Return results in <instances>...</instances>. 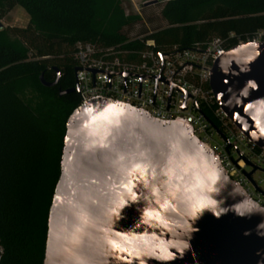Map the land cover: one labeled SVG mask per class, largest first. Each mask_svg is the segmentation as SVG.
Returning a JSON list of instances; mask_svg holds the SVG:
<instances>
[{
    "label": "water",
    "instance_id": "1",
    "mask_svg": "<svg viewBox=\"0 0 264 264\" xmlns=\"http://www.w3.org/2000/svg\"><path fill=\"white\" fill-rule=\"evenodd\" d=\"M54 72L52 83L40 77L45 88L57 86L60 75L57 69ZM249 80L257 88L245 93ZM209 87L230 122L264 152V43L247 42L227 51L215 63ZM75 92V88L59 91V96ZM176 149L213 161L182 125L156 122L129 106L111 102H89L74 110L65 125L42 264H264V227L257 228L264 218L258 215L241 219L229 213L217 220L205 213L183 259L163 261L145 254L152 246L138 237L155 234L168 241L178 239L184 231L187 208L181 193L173 198L165 192H151L152 185L160 188V177L153 178L151 168L161 166ZM135 163L149 167L129 176ZM250 176L246 174L248 179ZM121 181H130L131 193L120 186ZM118 192L125 200L120 209L114 204ZM146 196L142 215L153 211L160 219L149 217L147 225L132 227L139 216L136 204ZM165 199L167 208L162 206ZM119 216L123 218L115 222ZM161 221H167V227ZM245 230L251 234L244 236ZM153 250L161 255L158 248ZM169 251L179 257L175 249Z\"/></svg>",
    "mask_w": 264,
    "mask_h": 264
},
{
    "label": "trees",
    "instance_id": "2",
    "mask_svg": "<svg viewBox=\"0 0 264 264\" xmlns=\"http://www.w3.org/2000/svg\"><path fill=\"white\" fill-rule=\"evenodd\" d=\"M5 4L29 22L0 30V264H42L65 125L80 105L76 92L59 96L75 88V45L142 50L143 37L182 50L219 38L231 49L264 34V0H170L139 15L124 0H0V12ZM54 69L60 80L45 88Z\"/></svg>",
    "mask_w": 264,
    "mask_h": 264
},
{
    "label": "built area",
    "instance_id": "3",
    "mask_svg": "<svg viewBox=\"0 0 264 264\" xmlns=\"http://www.w3.org/2000/svg\"><path fill=\"white\" fill-rule=\"evenodd\" d=\"M127 1L137 8L147 0ZM137 40L144 43L142 50L75 45L72 58L79 106L111 102L129 106L150 120L186 127L191 139L212 160L218 159L225 174L232 181H239L234 186H243L248 195L264 205V192L260 188L264 181L256 183L252 179L255 172L264 173V152L230 122L215 103L209 87L212 69L230 50L229 43L212 38L189 49L174 46L157 51L153 41L143 42V37ZM252 42L264 43V34L258 33ZM214 136L220 139L221 146H212ZM238 146L245 148L249 156ZM231 152L237 155L235 160ZM246 168L251 171L245 172ZM246 174H251L250 179Z\"/></svg>",
    "mask_w": 264,
    "mask_h": 264
},
{
    "label": "clouds",
    "instance_id": "4",
    "mask_svg": "<svg viewBox=\"0 0 264 264\" xmlns=\"http://www.w3.org/2000/svg\"><path fill=\"white\" fill-rule=\"evenodd\" d=\"M255 88H257L255 81L249 80L245 85L244 92L247 93L249 89ZM258 138L254 136V139ZM147 167L149 166L141 163L132 164L128 170V175L134 176L137 172H144ZM151 171L153 178L157 175L160 177V188L152 185L151 192L153 194L165 192L173 198L179 192L181 193L182 202L187 208L184 231L178 239L164 241L158 239L155 234L137 238L152 246L145 254L155 256L158 260L172 261L177 258L183 259L185 252L192 248L193 234L200 231L196 224L205 213H210L217 220L229 213L241 219H251L257 215L264 218V205L248 195L243 186L233 187V185H239V181H232L225 174L226 170L218 159L210 162L206 156L186 155L176 149L166 157L161 166L152 167ZM221 180L224 181L223 184H221ZM120 186L127 188L129 193L132 192L130 181H121ZM144 187L148 188V184H145ZM116 195L115 207L118 209L123 208L125 204L124 194L118 192ZM131 199H136L135 194H132ZM147 199L148 197L146 196L144 200L136 204L139 216L132 227H140V224L147 225L149 217L153 220L160 219L159 214L153 211H148L145 215H142ZM228 200L233 202L228 203ZM162 206L165 208L169 206L167 199L163 200ZM122 218V216H119L115 222H119ZM138 221L140 223H137ZM161 222L167 227V221ZM260 227H264V219H261L257 225V228ZM250 234L251 230H245L243 233L244 236ZM157 248L161 255H156L153 250ZM169 248L175 249L179 253V257L175 253L170 252ZM139 254L137 253V255Z\"/></svg>",
    "mask_w": 264,
    "mask_h": 264
},
{
    "label": "rangeland",
    "instance_id": "5",
    "mask_svg": "<svg viewBox=\"0 0 264 264\" xmlns=\"http://www.w3.org/2000/svg\"><path fill=\"white\" fill-rule=\"evenodd\" d=\"M125 2H128L127 0H124ZM162 4L160 2L152 3L150 1H145L143 5L138 4L137 11L134 9L132 5L129 4V8H127V14H140L141 9L144 7L147 8L146 12H156L159 8V5ZM29 17L26 14V12L20 7L15 6L10 11L7 8V5H3L0 12V30H11V29H18V30H24L28 27ZM8 36L11 40H15L16 38L12 36L11 33H8ZM31 58L34 56L37 58V50H31L30 55ZM28 100H33V96L27 97ZM222 145V142L220 139L216 136L213 137L212 146ZM239 150L242 151L246 157L249 156V153L246 151L245 148L242 146H238ZM232 158L235 160L237 158V155L233 152H231ZM251 170L249 168H246L245 172L249 173ZM252 179L254 182L259 183V181H264V173L262 172H255L252 176ZM261 190L264 192V183L260 185Z\"/></svg>",
    "mask_w": 264,
    "mask_h": 264
},
{
    "label": "crops",
    "instance_id": "6",
    "mask_svg": "<svg viewBox=\"0 0 264 264\" xmlns=\"http://www.w3.org/2000/svg\"><path fill=\"white\" fill-rule=\"evenodd\" d=\"M148 1H150V2H160V3H165V2H168V1H170V0H148ZM136 11H137V8H134Z\"/></svg>",
    "mask_w": 264,
    "mask_h": 264
}]
</instances>
